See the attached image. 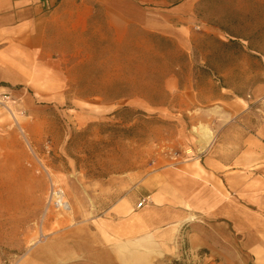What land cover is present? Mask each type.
<instances>
[{"label": "rangeland", "instance_id": "obj_1", "mask_svg": "<svg viewBox=\"0 0 264 264\" xmlns=\"http://www.w3.org/2000/svg\"><path fill=\"white\" fill-rule=\"evenodd\" d=\"M183 15L169 39L100 11L63 62L33 53L24 27L0 41V264H234L192 250L190 227L175 240L110 225L145 177L196 160L204 113L264 79V0H192Z\"/></svg>", "mask_w": 264, "mask_h": 264}, {"label": "crops", "instance_id": "obj_2", "mask_svg": "<svg viewBox=\"0 0 264 264\" xmlns=\"http://www.w3.org/2000/svg\"><path fill=\"white\" fill-rule=\"evenodd\" d=\"M191 2L0 0V41L17 39L24 27L33 53L63 62L80 54L74 41L91 30L100 11L114 17L124 31L138 29L171 39L176 36L173 24L185 19ZM227 104L229 111L217 107L204 113L213 138L196 160L185 164L183 175L169 168L155 171L133 192L135 203L145 199L142 207L132 205V211L118 216L114 210L123 200L111 206L112 231L123 238L171 230L176 240L183 226L190 227L189 247L207 251L208 259L264 264V79L252 85L248 100ZM192 217L202 223L189 226Z\"/></svg>", "mask_w": 264, "mask_h": 264}, {"label": "built area", "instance_id": "obj_3", "mask_svg": "<svg viewBox=\"0 0 264 264\" xmlns=\"http://www.w3.org/2000/svg\"><path fill=\"white\" fill-rule=\"evenodd\" d=\"M52 201V204L59 208L60 210H63V211H67L69 210V206L67 203H65L63 200H62V193L60 190L56 189V190H53L52 191V195L50 197ZM145 204V199H141L138 204H137V208H140L142 207L143 205Z\"/></svg>", "mask_w": 264, "mask_h": 264}, {"label": "trees", "instance_id": "obj_4", "mask_svg": "<svg viewBox=\"0 0 264 264\" xmlns=\"http://www.w3.org/2000/svg\"><path fill=\"white\" fill-rule=\"evenodd\" d=\"M0 86H4V85H3V84H0ZM173 264H177V262H176V261H174V262H173Z\"/></svg>", "mask_w": 264, "mask_h": 264}]
</instances>
